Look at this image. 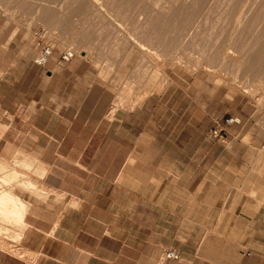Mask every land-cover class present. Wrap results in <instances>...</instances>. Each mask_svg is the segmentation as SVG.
<instances>
[{
    "label": "crops",
    "instance_id": "obj_1",
    "mask_svg": "<svg viewBox=\"0 0 264 264\" xmlns=\"http://www.w3.org/2000/svg\"><path fill=\"white\" fill-rule=\"evenodd\" d=\"M61 52L39 65L32 44L0 40V175L18 174L7 184L27 204L32 264H159L170 245L178 264H264V129L249 100L242 111L180 69L115 106L116 71ZM227 115L241 121L216 139ZM0 264L28 260L0 246Z\"/></svg>",
    "mask_w": 264,
    "mask_h": 264
},
{
    "label": "rangeland",
    "instance_id": "obj_2",
    "mask_svg": "<svg viewBox=\"0 0 264 264\" xmlns=\"http://www.w3.org/2000/svg\"><path fill=\"white\" fill-rule=\"evenodd\" d=\"M120 1L122 0H0V40H4L6 45L10 41L13 42L14 39L18 41V45L23 42L32 44L34 58L37 51L36 32L38 29H43L46 36L55 45V49L60 51L67 47L75 49L77 56L91 59L95 64L101 66L102 76L105 78L110 76V72L116 71L118 95L115 106L132 107L139 103L138 98H145L147 92L150 94L153 91H162L172 80L173 71L183 69L199 73L202 80L207 77V81L220 87V93L221 91L227 93L229 101L240 110H244L241 109L244 105L240 99L243 97L248 99L249 104L245 108L246 111L251 112L256 125L261 127L260 129H264V68L262 71H253L254 69L251 71L248 67L239 68L238 66L241 63H248L251 51L264 43V21H259L260 23L251 26H244L239 22L230 23L234 13H239L243 9L242 12L245 13V10L250 9L251 13L262 7L264 0H208L207 4L199 7L197 11L192 1L186 0V2L192 3L190 6L194 9V15L190 22L191 26L186 27L187 24H184L180 28L183 27L181 29L184 30V33L190 29L191 34L189 33L188 36L187 34L178 35L177 37L173 35L176 34L173 32L180 30L177 24L174 26L171 23L174 27L169 24L172 27L170 29L168 24L161 23L166 20L163 19L162 13L164 10L168 12L167 8L161 9L162 11L160 8L155 9L153 7L155 5L151 2L154 0H144L132 7L126 5L125 0L123 3ZM165 3L166 0L160 1L161 5L169 7V4ZM36 7L39 8V11ZM248 7L250 8L248 9ZM45 8L49 9L48 11L53 13L54 18L57 17L60 21L55 22L57 18L53 19L54 27L50 25L52 21L48 22L41 16L46 11ZM147 8L152 10H147ZM143 9H146V13ZM153 10L158 11L155 14ZM159 10L161 14H159ZM37 13L39 15H36ZM155 16L156 20L153 19ZM159 16L160 21L157 19ZM235 29L236 31L232 32ZM231 32L234 34L232 35ZM227 33L231 34L230 38L233 41L231 43H234V45L232 44L234 49L227 51L233 53L234 60H232L233 57L227 58L225 52L224 55L221 53L223 51L221 48L226 46L223 40L228 35ZM72 35L76 37L73 38ZM69 38L70 40H68ZM258 39H261L260 42ZM130 55H133V58L127 63ZM199 60L201 64H204L198 63ZM206 63H209L208 67ZM157 85L159 87H156ZM5 168V165H0V170L3 171ZM17 175V172L7 171L4 175H0V193L8 190L19 196L7 184ZM4 176H7V179H2ZM23 228L24 221L16 224L5 222L0 218V229H2L0 231V246L16 255L24 256L27 258L28 264H32L35 253L19 243Z\"/></svg>",
    "mask_w": 264,
    "mask_h": 264
},
{
    "label": "bare ground",
    "instance_id": "obj_3",
    "mask_svg": "<svg viewBox=\"0 0 264 264\" xmlns=\"http://www.w3.org/2000/svg\"><path fill=\"white\" fill-rule=\"evenodd\" d=\"M61 1V0H60ZM74 1V0H73ZM160 1L161 0H154V1H151V2H153V4L155 5V6H153V7H155V9H158V8H160V10L161 9H168V12H166L165 10H164V14L162 13V16H163V19H166L164 22L162 21L161 23H165L166 25L168 24V28L170 27L169 26V24L171 25V23L175 26V24H177L178 25V28H180V26L181 25H184V24H187L186 25V27L188 26V25H190L191 23V19H192V17H193V15H194V9H192V7L190 6V4H194L193 6H195V10L197 11V9L199 8V7H201L202 5H204L205 3L207 4V1L208 0H191L192 1V3H188V1L186 2V0H166V3L165 4H169L168 6L169 7H167L166 5H161L160 4ZM231 1H234V0H231ZM33 2V1H32ZM46 2V1H45ZM84 2V1H83ZM120 2H122L123 3V0L122 1H120ZM142 2H144V0H125L124 1V3L126 4V5H128V6H130V7H132V6H134V5H137L138 3H142ZM148 2V1H147ZM146 2V3H147ZM229 3H231L230 1H228ZM34 3V2H33ZM162 3V2H161ZM176 3H177V5H176ZM179 3V4H178ZM209 3V2H208ZM229 3H228V5H229ZM232 4V3H231ZM251 4V3H250ZM255 4V3H254ZM175 5V6H174ZM210 5V4H209ZM242 5V4H241ZM252 5V4H251ZM259 5V4H258ZM32 6V5H31ZM142 6V5H141ZM143 6H145V7H148L149 6V3H148V6H146V5H143ZM151 6V8H153ZM243 6H244V3H243V5L241 6L242 8H243ZM246 6V5H245ZM248 6H250V5H248ZM137 7V6H136ZM157 7V8H156ZM231 7V6H230ZM37 8V7H36ZM42 8H44V7H42ZM143 8V7H142ZM150 8V9H151ZM227 8H228V6H227ZM233 8H234V6H233ZM245 9H246V7H244ZM250 7H248V9H249ZM257 8V7H256ZM30 9V8H29ZM33 9V8H32ZM39 8H37V10H38ZM46 9V8H45ZM51 9V8H50ZM149 8H147V10H150ZM232 9V8H231ZM49 9H46V11L44 12V14L43 15H41L42 14V12L41 11H43V10H41L40 12H41V16H43V18L46 20V21H52L53 19H56V18H54V15H53V13H51V12H49L48 11ZM139 10V9H138ZM144 10V9H143ZM152 10V9H151ZM159 10V11H160ZM244 10V9H243ZM242 10V11H243ZM250 10V9H249ZM249 10H245V13L244 12H242L241 10L239 11V13H234V15H233V17H232V19H230V23H232V24H236V23H240V24H244V26H251V25H254L255 23H258L259 21H264V4H263V6L261 7V8H258V9H255V10H253L251 13H250V11ZM39 11V10H38ZM145 11V13H146V9L144 10ZM158 10H153V12L155 13V12H157ZM162 11V10H161ZM161 11H160V13L159 14H161ZM233 11V10H232ZM237 11V12H238ZM36 12V11H35ZM39 12V13H40ZM53 12V11H52ZM152 12V13H153ZM240 12H241V14H240ZM250 14H249V13ZM30 13V12H29ZM166 13V14H165ZM31 14V13H30ZM55 14V13H54ZM141 14V13H140ZM139 14V15H140ZM156 14V13H155ZM158 13H157V15H159ZM36 15H39L38 13L36 14ZM148 15V14H147ZM58 16V15H57ZM66 17H69V16H66ZM152 17V16H151ZM165 17V18H164ZM40 19H41V17H39ZM65 18V17H64ZM159 18H160V16L157 18L158 20H159ZM60 19V18H59ZM71 19V18H70ZM153 19H155L156 20V16H155V18H153ZM161 19V18H160ZM45 20H44V23H45ZM57 20H58V18L56 19V21L55 22H57ZM61 20V19H60ZM68 20V19H67ZM72 20V19H71ZM74 20V19H73ZM155 20H153V21H155ZM158 20H157V22H158ZM227 20V19H226ZM43 21V20H42ZM59 21V20H58ZM160 21V20H159ZM262 21V22H263ZM47 22V23H48ZM54 21H52V22H50L51 24L50 25H52V23H53ZM60 22V21H59ZM58 22V24H61V23H59ZM260 23V22H259ZM55 24V23H54ZM63 24V23H62ZM164 24V25H165ZM195 24V23H194ZM173 25H171V26H173ZM53 26V25H52ZM62 26V25H61ZM173 26V27H174ZM191 26V25H190ZM238 26V25H237ZM54 27V26H53ZM166 27V26H165ZM172 27H170V29H171ZM177 28V27H176ZM181 28H183V27H181ZM180 28V30L178 31V29H177V31L178 32H173V33H176V34H173L175 37H177L178 35H186L187 34V36L189 35V30L190 29H188L187 31H186V33H184L183 31V29H181ZM238 28V27H237ZM241 28V27H240ZM244 28V27H243ZM233 29V28H232ZM167 29L165 28V31H166ZM169 30V29H168ZM236 31V29L235 30H232V32H235ZM192 32V31H191ZM232 32H231V34H232ZM214 33V32H213ZM223 33V32H222ZM237 33V32H236ZM172 34V33H171ZM191 34V33H190ZM228 34V33H227ZM231 34H228L226 37H224V45H226L225 47H224V45H223V49L221 48V50H223L221 53L224 55V52H225V55H226V57L227 58H232L233 57V59L232 60H234V55H233V53L232 52H230V51H227L228 49H230V50H233L234 48L232 47V44L234 45V43H231V42H233L232 41V38H230V37H232L231 36ZM234 34V33H233ZM232 34V35H233ZM75 35H76V33H75ZM251 35V34H250ZM249 35V36H250ZM186 36V37H187ZM192 36V35H191ZM254 36V35H253ZM54 37V36H53ZM61 37V36H60ZM72 37L74 38V37H76V36H73L72 35ZM71 37V38H72ZM158 37V36H157ZM185 37V36H184ZM234 37V36H233ZM72 38V39H73ZM181 38V37H180ZM241 38V37H240ZM252 38V37H251ZM60 39V38H59ZM236 39V38H235ZM68 40H70V38L68 39ZM75 40V39H74ZM227 40V41H226ZM259 40V42H260V40L261 39H258ZM60 41V40H59ZM169 41V40H168ZM67 42H69V41H67ZM235 42V41H234ZM258 42V43H259ZM256 43H257V40H256ZM67 44H69V43H67ZM228 44H231V45H228ZM248 44V43H247ZM252 44V43H251ZM70 45H71V43H70ZM256 45V44H255ZM255 45H254V47H255ZM244 46H246V45H244ZM252 46V45H251ZM250 46V47H251ZM221 47H222V45H221ZM74 48V47H73ZM248 48H249V46H248ZM238 49V48H237ZM244 49V48H243ZM246 49H247V47H246ZM245 49V50H246ZM75 50V49H74ZM85 50V49H84ZM248 50V49H247ZM246 50V51H247ZM249 50H250V48H249ZM248 50V51H249ZM90 51H92V50H90ZM235 52V51H234ZM181 57V56H180ZM225 57V56H224ZM238 57V56H237ZM237 57H236V59H237ZM213 58V57H212ZM210 59V58H209ZM215 59V58H214ZM225 60H227V59H225ZM238 60H239V58H238ZM176 61V60H175ZM193 61V60H192ZM185 62H186V60H185ZM194 62V61H193ZM248 63H241V64H239L238 66H239V68L240 67H243V68H249V69H251V71L253 70V71H255V70H263V68H264V43L263 44H261L260 46H258V47H255L252 51H251V53H250V56H249V60L247 61ZM182 63V62H181ZM198 63H200V60H199V62ZM203 63V62H202ZM237 63V62H236ZM201 64V63H200ZM204 64V63H203ZM203 64H201V65H203ZM185 65V64H184ZM195 65V64H194ZM206 66L208 67L209 66V63L207 64L206 63ZM199 67V66H198ZM149 72V71H148ZM245 72V71H244ZM246 72H247V70H246ZM238 73V72H237ZM147 75V74H146ZM163 77V76H162ZM164 77H165V75H164ZM163 77V78H164ZM163 78H162V80H163ZM168 79V78H167ZM164 81V80H163ZM168 81V80H167ZM162 83H165V82H162ZM159 85V84H158ZM156 86V87H159V86ZM163 85V84H162ZM164 87H165V85H164ZM161 90V89H160ZM264 93V92H263ZM141 94V93H140ZM145 94V93H144ZM139 95V94H138ZM147 95H148V92H147ZM137 97V96H136ZM141 97V96H140ZM120 98H121V96H120ZM124 99V98H123ZM142 99V98H141ZM141 99L140 98H138V102H140L141 101ZM121 100V99H120ZM140 100V101H139ZM142 100H144V97H143V99ZM141 103V102H140ZM17 177V176H16ZM7 179V176H4V177H2V179ZM10 179V178H9ZM4 183V182H3ZM29 183H31V182H29ZM28 186V185H27ZM30 186V185H29ZM3 187V186H2ZM25 210H26V203L24 202V200L22 199V198H20L19 196H16V195H14L12 192H10V191H6L5 190V192H3V193H0V218L1 219H3V220H5V222L6 221H8V222H14V223H22L23 221H24V217H25ZM2 228V227H1ZM2 229H0V231H1ZM15 250V249H14Z\"/></svg>",
    "mask_w": 264,
    "mask_h": 264
},
{
    "label": "built area",
    "instance_id": "obj_4",
    "mask_svg": "<svg viewBox=\"0 0 264 264\" xmlns=\"http://www.w3.org/2000/svg\"><path fill=\"white\" fill-rule=\"evenodd\" d=\"M37 34V51L34 55V62L39 65H46L50 59V57L53 55L55 50V45L46 36V33L43 29H38L36 32ZM77 56V53L72 48H65L61 52V61L62 62H68L74 57ZM241 121V118L237 115H227L222 118H215L214 124L212 127V135L216 139H224L226 138L228 128L233 123H239ZM246 254L250 255L251 251H244ZM182 257L181 250L174 246H166L163 248V251L161 253L159 264H178Z\"/></svg>",
    "mask_w": 264,
    "mask_h": 264
}]
</instances>
